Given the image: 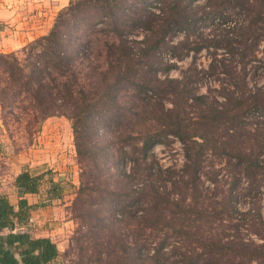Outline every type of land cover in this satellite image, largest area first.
<instances>
[{
	"label": "trees",
	"instance_id": "obj_1",
	"mask_svg": "<svg viewBox=\"0 0 264 264\" xmlns=\"http://www.w3.org/2000/svg\"><path fill=\"white\" fill-rule=\"evenodd\" d=\"M127 1L70 0V5L59 13L51 30L22 49L24 58L15 52L0 53V109L16 107L20 110V114L25 115L26 131L33 137L49 118L66 117L72 122L75 149L86 159L90 158L94 147L85 148L82 141L89 139L93 117L103 112L107 120L119 123L123 116L113 90L124 82L133 98L140 100L152 113L149 119L160 125L158 129L135 132L140 139L131 153L135 169L133 175L123 173L124 177H132L136 182L133 192L113 193L103 188V206L114 203L113 216L119 215L116 212L121 210L126 223L135 226L136 264H264V243L246 240L239 230L238 235L226 232L228 228L238 229L240 221L244 220L234 215V200L239 198V192L232 191V188L238 189L236 183L226 190V194L214 191L219 188L213 180L209 181L213 182L210 190L203 189L205 181L201 174L205 157H210L208 152L216 153L223 146L226 151H222L235 155L237 163L234 166L246 173L245 181H242L246 188L256 189L261 181L264 182V158H261L264 134L247 131L239 121L238 109L244 101L231 100L227 107L219 109L210 105L206 97L196 96L201 108L197 119L192 120L185 116L183 104L189 97L188 87L182 80L165 79L157 86L151 76V71L158 70L157 67L151 65L145 71L138 68L157 52L169 33L190 29L197 15L193 4L198 0H142L146 19L141 16L142 12L137 13V19L128 14L121 17L120 10L129 11L123 8ZM153 1L159 4L156 7L158 13L148 10V4ZM228 1L238 4L241 0ZM261 3L256 16L251 17L247 25L249 30L264 17V0ZM90 11L94 13L91 15L100 14L103 22L111 20L113 30L122 19L134 20V24L145 31L143 48L137 50L121 38L118 43L105 42L106 68L98 65L96 68L85 67V71L77 70L76 59L68 50L72 38L68 27ZM235 50L233 43H229L225 51L235 55ZM257 51L258 48L254 52ZM87 69L90 73H86ZM91 73L99 77L100 87L94 91H89ZM257 91L264 92V86ZM168 96H175L177 100H170ZM168 102L173 108L167 107ZM261 102L262 99L256 98L252 107H259ZM141 107L144 110L143 105ZM7 113L10 111L3 115V122L7 120ZM133 116L141 118L143 114L134 110ZM16 122L22 123L23 118L17 117ZM229 130L232 131L229 136L235 139L232 143L224 140L225 131ZM167 136H175L182 143L185 162L179 172L167 168L155 173L146 159ZM9 139L13 137L9 135ZM2 147L3 140H0V166L3 164ZM14 179L21 197L18 207L11 204L6 195L0 194V264H55L61 257L57 243L49 237L34 236L27 227L33 209L59 198L58 183L51 180L53 184L46 202L30 205L25 196L40 191L43 176L22 171ZM218 195H221L220 199ZM259 222L263 226L258 232L259 238L264 241V222ZM130 250L125 239L119 237L117 253L120 257L128 258Z\"/></svg>",
	"mask_w": 264,
	"mask_h": 264
},
{
	"label": "rangeland",
	"instance_id": "obj_2",
	"mask_svg": "<svg viewBox=\"0 0 264 264\" xmlns=\"http://www.w3.org/2000/svg\"><path fill=\"white\" fill-rule=\"evenodd\" d=\"M21 1L26 2L23 3L24 6L27 3L31 4L33 15L36 12L41 13L40 17L51 24L50 30L56 23L59 13L70 5V0ZM157 4V1L149 3L148 10L151 9L156 13ZM261 4V0H241L238 4L230 3L228 0L195 1L193 6L196 7L197 15L190 29L169 33L157 52L149 59L146 58L144 60L146 64H139L138 68L145 71L151 65L157 67L158 70L151 71L157 86H160L161 81L165 79L182 80L188 87L189 99L183 104L187 118L197 119L201 105L195 100L196 96L206 97L210 105L219 109L227 107L231 100H240L244 102L238 109L239 121L243 122L247 131L254 133L256 130L258 134L259 132L264 134V92L257 91L264 86V17L253 30L247 28L251 17L256 16ZM144 7L142 0H129L123 4V8L129 11L120 10L118 14L121 17L128 14L133 16L131 18L137 19V13L142 12L141 16L146 19ZM92 12L68 27L72 37L68 50L76 59L77 70L85 71V67L96 68L98 65L105 69L107 66L104 61L105 42L118 43L121 38L129 41L137 50L143 48L145 31L134 24V20L122 19L117 29L113 30L111 20L103 22L100 14L91 15L94 14ZM5 26L7 28V25H0V31L5 30L4 35L7 37L11 32L9 28H4ZM229 43H233V47L236 48L235 55L225 51ZM200 46H202L201 50L197 51ZM24 47L6 53H19L20 57L24 58L26 56L22 52ZM256 48L258 51L254 52ZM87 70L86 73H90V70ZM88 82L89 91L100 87L97 74L91 73ZM124 84L122 82L116 85L113 90V96H116V104L119 107L117 108L123 115L120 122L107 120L103 112L95 115L89 127V139L82 141L85 148L94 147L93 153L90 154V158L85 159L75 149L76 157L72 165L74 164L77 170L75 173L77 186L74 188L69 179L70 181L63 185L64 188H61L59 181L62 180L61 177L55 181L58 183L57 193L60 200L54 203L52 200L47 205L51 207L49 208L51 214L55 213V217L59 216V219H56L55 239L61 257L55 264H136L133 246L135 226L126 223L121 210L116 212L119 215L113 216L114 203L103 206V188L113 193L133 192L136 182L132 177H124L123 173L133 175L135 169L131 161V153L140 142L135 132L153 127L158 129L160 125L149 119L152 118V113L139 102L140 100L133 98L129 87H125ZM168 98L177 100L175 96ZM256 98L262 99L263 102L259 107H252ZM230 104L232 105L233 102ZM167 107L173 108L172 103L168 102ZM134 110L142 112L143 116L134 117ZM9 111L10 114H6L7 120L4 121L5 126L3 115ZM20 113L16 107L14 109L9 107L4 111L0 109V140H3L0 180L4 184L11 182L10 175L15 168L13 164L16 166L25 164V167H29L30 163L18 162L20 153L37 150L39 154L40 145L45 148L44 136L48 135L44 132V123L34 137L29 136L25 128L27 125L25 115L22 116ZM17 117L23 118V122L18 124ZM59 120H62L59 140L64 135L67 137L68 133L70 142L72 140L75 144L72 122L66 117L54 118L49 132L50 130L54 132L55 123ZM225 133L224 140L232 143L235 140L229 136L232 131ZM9 135L13 137L12 140L9 139ZM222 150L226 151L222 146L216 153L208 152L209 158L205 157L206 162L201 173L205 181L203 189L210 190L212 188L210 183L213 182L209 181L213 180L214 185H218L219 188L214 191L226 194V190L236 183L238 189L232 188V191H238L239 198L234 200L236 211L233 213L237 219L244 218V220L240 221L241 225L237 227L238 229L228 228L226 232L231 235L240 233L246 240L254 244H262L264 241L259 238L258 232L263 228L259 220L264 222V182L261 181L256 189L246 188V184L243 183L245 181L243 176L246 173L240 171L241 168L238 166H234L237 163L234 159L235 155ZM261 158H264V155ZM146 161L152 165V171L155 173H159V169L165 171L167 168H175L174 170L179 172L185 162L183 145L177 137L167 136L163 138L162 143L150 151ZM32 168H38L37 174L43 176L48 187L51 186L49 180L57 177L56 172L48 166L42 168L41 165L40 167L34 165ZM68 177L63 176V178ZM168 188H171L170 184ZM6 189L8 194L17 197L15 189ZM220 198L221 195H218V199ZM119 237L125 239V244L131 248L128 258L120 257L117 253Z\"/></svg>",
	"mask_w": 264,
	"mask_h": 264
},
{
	"label": "crops",
	"instance_id": "obj_3",
	"mask_svg": "<svg viewBox=\"0 0 264 264\" xmlns=\"http://www.w3.org/2000/svg\"><path fill=\"white\" fill-rule=\"evenodd\" d=\"M23 3L26 2L21 0H0V25H7V28H9L11 32L10 35H7L6 37V35H4V32L6 31H0V53L18 50L29 42L46 35L50 31L51 24H48V21L46 22L40 17L41 13L36 12L35 15H33L30 8L31 4L27 3L24 6ZM4 28H6V26ZM54 118L64 119V117L55 116L49 118L45 122L44 132H47L48 135L50 134L49 137L48 135L44 136L43 142L45 148L40 145L41 150L38 151L39 154H37V150H34V152L30 150V152H26L25 154L20 153L18 162L25 161L30 163L29 167H25V164H20L19 166L13 164L15 168L13 169V174L10 175L11 182L4 184V182L0 180V194L6 195L11 204L16 208L18 207V202L21 197L18 189L14 185V177L22 171H30L32 174L38 175V168H32L34 165H39V167L41 165L42 168L48 166L53 172H56L55 176L57 177L49 180L50 185L53 184L51 180L55 182L59 180L58 177H61L62 180H59L61 188H64L63 185L70 180L74 188L77 186V176L75 175L77 170L74 164L72 165L74 158L76 157L75 146L72 143V140L70 142V135H68V133L67 137L64 135V137L59 140V127L62 124V120L55 123L54 132H51V130L49 132V128L51 129V123ZM67 164L70 166H67ZM65 175L69 177L63 178ZM0 177H2L1 174ZM41 183H43V185H41L38 193L27 194L25 196L30 205H37L48 200V190L51 186L48 187L44 179L41 180ZM5 186L11 190L15 189L17 197L8 194L9 192L6 191L7 189ZM59 200L60 198H55L52 202H58ZM49 208L51 207L46 205L33 209L31 211V219L27 228L34 236L49 237L57 243V239H55V233L57 230L56 219H59V216L55 217V213L51 214Z\"/></svg>",
	"mask_w": 264,
	"mask_h": 264
}]
</instances>
